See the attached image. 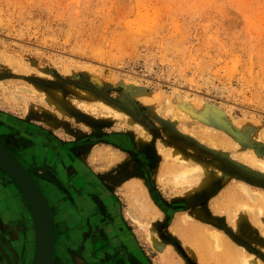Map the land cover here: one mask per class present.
I'll return each instance as SVG.
<instances>
[{
  "label": "rangeland",
  "instance_id": "1",
  "mask_svg": "<svg viewBox=\"0 0 264 264\" xmlns=\"http://www.w3.org/2000/svg\"><path fill=\"white\" fill-rule=\"evenodd\" d=\"M0 141L56 264H264V0H0Z\"/></svg>",
  "mask_w": 264,
  "mask_h": 264
},
{
  "label": "crops",
  "instance_id": "2",
  "mask_svg": "<svg viewBox=\"0 0 264 264\" xmlns=\"http://www.w3.org/2000/svg\"><path fill=\"white\" fill-rule=\"evenodd\" d=\"M10 200L12 202H9ZM29 213V208L19 193L16 183L4 185L0 181V264H35L36 241L31 235L29 237L27 231ZM21 228H23L22 232L19 231ZM65 257L70 259L69 255ZM56 259L55 246L53 264H56ZM76 260L79 264H83L79 261L82 260L81 257Z\"/></svg>",
  "mask_w": 264,
  "mask_h": 264
},
{
  "label": "water",
  "instance_id": "3",
  "mask_svg": "<svg viewBox=\"0 0 264 264\" xmlns=\"http://www.w3.org/2000/svg\"><path fill=\"white\" fill-rule=\"evenodd\" d=\"M0 166L18 184L31 209L37 239L35 264H53L56 232L55 218L50 203L29 170L1 141Z\"/></svg>",
  "mask_w": 264,
  "mask_h": 264
},
{
  "label": "bare ground",
  "instance_id": "4",
  "mask_svg": "<svg viewBox=\"0 0 264 264\" xmlns=\"http://www.w3.org/2000/svg\"><path fill=\"white\" fill-rule=\"evenodd\" d=\"M135 184L137 185V183H135ZM9 202H12V200H10ZM25 203L27 204L26 200H25ZM16 206H17V204H16ZM29 212H30L29 213L30 214V218L28 220V226H29V228H28L27 231L29 233V237L31 235L32 239L36 241V246H37L36 229H35L34 219H33L32 212H31L30 207H29ZM22 229L23 228H21V230H19V231L22 232ZM192 230H194V231L193 232H190L189 239L191 241L192 240L194 241V244H195V246H197V248L199 249V253H200L199 255H197L196 254L197 251L191 246L192 248H190V252L192 253V255L194 257H196L201 264H204L205 263L206 257L209 258V255L211 257L217 258L218 256L215 255L217 249L213 245L215 243V240H217V244L220 247V242H221L220 235L218 233L215 234L216 239L215 240H212V238L214 237V235L211 232H209L206 228L203 229V228H200V227H192ZM148 239H149V243H150L151 246H153L156 250H159V252L164 253L165 244H164V242L155 233H153L152 235H150V233H149V238ZM80 261L83 262L82 260H80Z\"/></svg>",
  "mask_w": 264,
  "mask_h": 264
},
{
  "label": "flooded vegetation",
  "instance_id": "5",
  "mask_svg": "<svg viewBox=\"0 0 264 264\" xmlns=\"http://www.w3.org/2000/svg\"><path fill=\"white\" fill-rule=\"evenodd\" d=\"M82 263H88V262H86V259H84L83 257H82Z\"/></svg>",
  "mask_w": 264,
  "mask_h": 264
}]
</instances>
